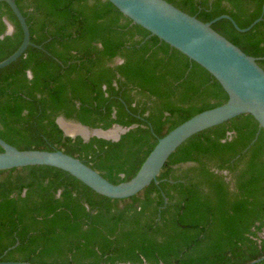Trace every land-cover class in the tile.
<instances>
[{"label":"trees","instance_id":"obj_1","mask_svg":"<svg viewBox=\"0 0 264 264\" xmlns=\"http://www.w3.org/2000/svg\"><path fill=\"white\" fill-rule=\"evenodd\" d=\"M166 1L202 22L228 15L241 29L262 18L247 32L227 19L213 28L264 69V0ZM15 2L42 46L0 70V138L19 150L63 151L119 184L160 138L228 100L205 69L107 0ZM22 40L0 1V62ZM60 117L129 131L118 141L70 137ZM263 256L264 130L250 115L191 137L157 183L129 199L101 196L53 167L0 171V262L250 264Z\"/></svg>","mask_w":264,"mask_h":264},{"label":"water","instance_id":"obj_2","mask_svg":"<svg viewBox=\"0 0 264 264\" xmlns=\"http://www.w3.org/2000/svg\"><path fill=\"white\" fill-rule=\"evenodd\" d=\"M0 1L8 4L23 32L19 48L0 62L2 70L21 58L29 47L42 49V46L31 42L26 18L15 0ZM107 1L133 24L142 27L205 69L226 92L227 102L195 115L160 138L137 174L127 182L111 183L98 171L63 151L19 150L1 138L0 147L3 152H0V171L31 166L53 167L70 174L101 196L124 200L140 194L153 182L157 183V178L171 155L191 137L242 115L252 116L259 129L264 130V69L258 64L261 58L246 54L213 28L217 21L227 19L238 31L247 32L262 18L248 28L241 29L228 15H222L211 22H202L197 16L187 14L166 0ZM9 30L10 33L11 26ZM57 124L70 137L74 136L69 135L62 125L78 128L84 132V135L78 136L85 140L91 137L111 140L107 134L113 129L121 131L122 135L129 131L117 125L109 130L90 129L80 123L68 122L63 117L57 120ZM120 137L121 135H117L113 141H118ZM261 261H264V256L250 264ZM0 264L30 263L0 262Z\"/></svg>","mask_w":264,"mask_h":264},{"label":"rangeland","instance_id":"obj_3","mask_svg":"<svg viewBox=\"0 0 264 264\" xmlns=\"http://www.w3.org/2000/svg\"><path fill=\"white\" fill-rule=\"evenodd\" d=\"M68 128H70L71 130V134H69V135H71V136H78L79 134H81V133H79L78 134V128H75L74 126H67ZM81 131V130H80ZM84 133V132H83ZM82 135H84V134H82ZM110 136V139L111 140H113V139H116L117 138V135H122V133H121V131H118V130H116V129H113L112 130V132H110V134H109Z\"/></svg>","mask_w":264,"mask_h":264},{"label":"bare ground","instance_id":"obj_4","mask_svg":"<svg viewBox=\"0 0 264 264\" xmlns=\"http://www.w3.org/2000/svg\"><path fill=\"white\" fill-rule=\"evenodd\" d=\"M62 126H63V128L65 129V131H66L68 134H71V131H70L71 129L67 127L68 125H64V124H63ZM79 133L84 134L83 131L78 130V134H79ZM109 134H110V133H108L107 136H108Z\"/></svg>","mask_w":264,"mask_h":264},{"label":"flooded vegetation","instance_id":"obj_5","mask_svg":"<svg viewBox=\"0 0 264 264\" xmlns=\"http://www.w3.org/2000/svg\"><path fill=\"white\" fill-rule=\"evenodd\" d=\"M121 63H122V60L119 59V60L116 61L115 64L118 65V64H121Z\"/></svg>","mask_w":264,"mask_h":264}]
</instances>
